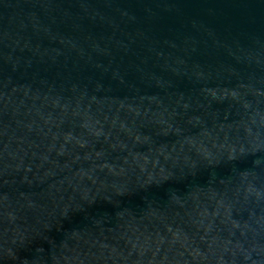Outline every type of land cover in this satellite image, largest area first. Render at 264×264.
Masks as SVG:
<instances>
[{
    "label": "water",
    "instance_id": "1",
    "mask_svg": "<svg viewBox=\"0 0 264 264\" xmlns=\"http://www.w3.org/2000/svg\"><path fill=\"white\" fill-rule=\"evenodd\" d=\"M0 81L165 264H264V0H0Z\"/></svg>",
    "mask_w": 264,
    "mask_h": 264
}]
</instances>
